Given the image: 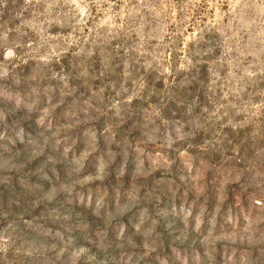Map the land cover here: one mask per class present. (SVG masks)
<instances>
[{"label": "rangeland", "instance_id": "1", "mask_svg": "<svg viewBox=\"0 0 264 264\" xmlns=\"http://www.w3.org/2000/svg\"><path fill=\"white\" fill-rule=\"evenodd\" d=\"M0 264H264V0H0Z\"/></svg>", "mask_w": 264, "mask_h": 264}]
</instances>
